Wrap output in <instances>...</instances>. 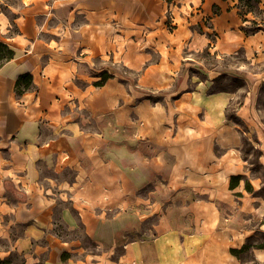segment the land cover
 <instances>
[{
	"label": "crops",
	"instance_id": "crops-1",
	"mask_svg": "<svg viewBox=\"0 0 264 264\" xmlns=\"http://www.w3.org/2000/svg\"><path fill=\"white\" fill-rule=\"evenodd\" d=\"M237 3L0 0V42L13 50L0 64V260L244 264L230 249L262 231L264 198L229 185L248 175L227 116L234 92L212 89L219 72L204 63L210 76L174 84L185 48L217 59L263 46ZM108 53L135 87L97 84L105 73L91 64ZM23 74L31 87L17 92ZM252 253L264 264V246Z\"/></svg>",
	"mask_w": 264,
	"mask_h": 264
},
{
	"label": "rangeland",
	"instance_id": "rangeland-1",
	"mask_svg": "<svg viewBox=\"0 0 264 264\" xmlns=\"http://www.w3.org/2000/svg\"><path fill=\"white\" fill-rule=\"evenodd\" d=\"M246 1L238 0L237 7L244 22L243 28L248 32L259 29L264 36V0H260L258 9L251 7L252 11H246ZM253 4L252 1H250ZM241 9V10H240ZM246 18V19H245ZM244 19V20H243ZM254 19V22L251 20ZM186 59L183 64L182 72L174 84L184 85L187 80L191 83V79H204L211 75L214 70L218 71V75L213 79L212 89L227 90L234 92L232 100L227 107V116L234 119L241 140L238 150L245 163L248 175L244 176V189L251 191L257 197L264 198V44L253 55H246L243 50L228 55H220L217 59L208 49H189L183 51ZM98 65L91 64V74L99 75L100 71H96L98 67L103 69V73L107 76L116 77V79L126 87L136 86V72L120 58H112L108 53L107 58ZM217 66V69L208 72L204 66ZM95 66V67H94ZM194 80V79H193ZM193 85V84H192ZM176 86V87H178ZM175 87V86H172ZM240 106H245V112H250L253 121L246 119L241 113L238 115ZM242 177V176H241ZM262 231L259 224L254 226L255 229L249 242L254 244L264 243V216L261 218ZM84 244L89 248H93L92 243L84 238ZM252 250L244 252L241 261L244 264H260L252 259ZM12 262H19L18 255L12 256ZM11 264V263H8Z\"/></svg>",
	"mask_w": 264,
	"mask_h": 264
},
{
	"label": "trees",
	"instance_id": "trees-1",
	"mask_svg": "<svg viewBox=\"0 0 264 264\" xmlns=\"http://www.w3.org/2000/svg\"><path fill=\"white\" fill-rule=\"evenodd\" d=\"M250 1L253 2V4L250 3ZM260 0H247L246 1V11H252V8L251 7H255L258 9V4H259ZM239 7V6H238ZM240 8V7H239ZM241 10V9H240ZM238 12H239V9H238ZM240 15H244L242 11L239 12ZM246 19V18H245ZM251 22H254V19L251 20ZM243 30L246 32V33H250L248 32L247 30H245L243 28ZM257 30V29H255ZM253 30V32L255 31ZM13 56V50L10 49L6 44H4L3 42H0V64L11 58ZM107 78V75L106 73L103 74L100 78V80L97 82V84H101L102 81H104L105 79ZM31 87V76L30 74H23V75H20L17 79H16V82H15V88H16V91L17 92H21L22 90L24 89H27V88H30ZM240 175H234V176H231L230 178V182H229V185L231 188H234L237 184H238V181L240 179ZM256 244L254 243H250L249 241L244 243L240 248H231L230 251L236 255L238 258L241 259L242 257V254L246 251H248L249 249H253V247H255ZM260 246H264V243H261L259 244ZM252 259H254L252 257ZM8 263H11V260L10 259H4V260H0V264H8Z\"/></svg>",
	"mask_w": 264,
	"mask_h": 264
}]
</instances>
